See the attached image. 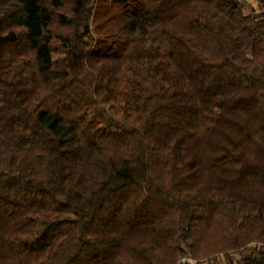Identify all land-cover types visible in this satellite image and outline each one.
Here are the masks:
<instances>
[{"label": "trees", "instance_id": "trees-1", "mask_svg": "<svg viewBox=\"0 0 264 264\" xmlns=\"http://www.w3.org/2000/svg\"><path fill=\"white\" fill-rule=\"evenodd\" d=\"M256 2L0 0V264H264Z\"/></svg>", "mask_w": 264, "mask_h": 264}, {"label": "rangeland", "instance_id": "rangeland-1", "mask_svg": "<svg viewBox=\"0 0 264 264\" xmlns=\"http://www.w3.org/2000/svg\"><path fill=\"white\" fill-rule=\"evenodd\" d=\"M244 5H245V9L247 13H260L258 6H257V2L256 0H241ZM106 15L105 13L101 10L98 12V14L96 15V17L94 18L93 24L94 26L97 27H103L104 24L106 23ZM103 33H97L96 31L94 32V35L96 38L99 37V35H102ZM120 43V39L118 38H114V40H110L107 43H104L103 45H98L99 49H116L117 46ZM139 87L142 88V86H138L137 90L139 91Z\"/></svg>", "mask_w": 264, "mask_h": 264}]
</instances>
